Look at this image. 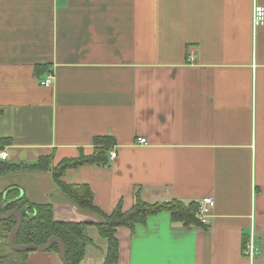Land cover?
Instances as JSON below:
<instances>
[{
  "label": "crops",
  "instance_id": "crops-1",
  "mask_svg": "<svg viewBox=\"0 0 264 264\" xmlns=\"http://www.w3.org/2000/svg\"><path fill=\"white\" fill-rule=\"evenodd\" d=\"M255 3L264 6L0 0V151L3 162L25 166L3 173L0 191L50 203L57 221L89 222L93 243L80 264H102L100 216L77 207L53 170L90 156L95 138L107 136L108 164L63 176L90 187L101 211L120 201L129 210L137 192L152 204L215 200L204 226L163 211L135 231L117 228L119 264H264V24L253 25ZM47 156L49 169L30 167ZM251 238L253 260L243 250ZM27 264L64 263L47 250Z\"/></svg>",
  "mask_w": 264,
  "mask_h": 264
},
{
  "label": "trees",
  "instance_id": "trees-1",
  "mask_svg": "<svg viewBox=\"0 0 264 264\" xmlns=\"http://www.w3.org/2000/svg\"><path fill=\"white\" fill-rule=\"evenodd\" d=\"M94 143L98 146L93 154L90 156L81 155L80 158L64 159L53 172L58 187L77 207L100 216V220L95 225L108 244L102 264H119L120 241L117 237V228L119 227H128L135 231L137 224H144L149 216L157 215L163 211H169L174 222L204 226L198 217V202L186 203L180 199H173L168 202L152 204L144 201L139 192L136 193L135 203L129 210L124 211L120 201L110 214L101 211L94 205V195L90 187L69 185L63 178L68 168H76L84 164H108L109 153L113 144L112 139L107 136H100L95 138ZM51 163L52 157L47 156L42 157L36 165L30 167L46 170L49 169ZM24 167L2 161L0 162V176L4 172L16 171ZM7 189L0 191V205ZM19 196V191L13 189L8 193L7 200ZM10 210H18L23 216L22 224L14 236V243L17 245H46L50 238L59 237L65 245L67 264H80L85 257L87 246L93 243L88 234L89 222L57 221L54 219L53 207L48 202L32 203L23 196L15 202H11L6 208L0 206L1 214H6ZM16 224V215L0 220V264H27L29 254L32 252L29 250L17 251L10 247L9 234ZM248 241L249 239H244L243 250L246 249ZM48 250L59 254L58 243L53 241Z\"/></svg>",
  "mask_w": 264,
  "mask_h": 264
},
{
  "label": "built area",
  "instance_id": "built-area-1",
  "mask_svg": "<svg viewBox=\"0 0 264 264\" xmlns=\"http://www.w3.org/2000/svg\"><path fill=\"white\" fill-rule=\"evenodd\" d=\"M262 24H264V6L255 3L253 6V25L254 27H258ZM53 82L54 76L49 75L47 78L42 80L41 83L45 86H51ZM139 142L141 144H148V139L146 137H141L139 138ZM111 156L112 158H115L117 156V152L112 151ZM7 158L8 152L0 151V161L5 160ZM214 205L215 200L210 196L204 197L198 202V217L203 224L208 223V218ZM244 254H246L251 260L254 259L256 255V244L254 238H251L249 240L246 249L244 250Z\"/></svg>",
  "mask_w": 264,
  "mask_h": 264
},
{
  "label": "water",
  "instance_id": "water-1",
  "mask_svg": "<svg viewBox=\"0 0 264 264\" xmlns=\"http://www.w3.org/2000/svg\"><path fill=\"white\" fill-rule=\"evenodd\" d=\"M15 188H9L4 192L3 200L1 202V208H6L11 202H15L16 200L20 199L23 197V192L21 191V194L19 197L12 199V200H7V195L8 193ZM11 215H16L17 216V224L15 227L12 229V231L9 234L8 242L11 248L17 251H22V250H29V251H47L52 242L56 241L59 245V255L60 258L62 259L64 264H67V259H66V250H65V245L63 241L59 237H52L48 241L46 245H37V244H22V245H17L14 243V236L18 229L20 228L23 220L22 214L18 210H10L6 214H1L0 213V220L6 219Z\"/></svg>",
  "mask_w": 264,
  "mask_h": 264
}]
</instances>
